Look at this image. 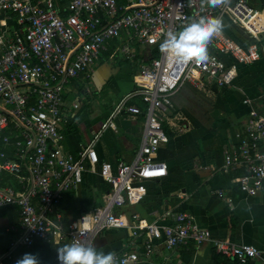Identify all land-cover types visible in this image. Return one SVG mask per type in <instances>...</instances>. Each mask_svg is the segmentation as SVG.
Returning <instances> with one entry per match:
<instances>
[{"label": "built area", "instance_id": "1", "mask_svg": "<svg viewBox=\"0 0 264 264\" xmlns=\"http://www.w3.org/2000/svg\"><path fill=\"white\" fill-rule=\"evenodd\" d=\"M263 13L250 0H229L227 5L203 10L201 0H70L62 16L54 0H0V15H8L18 27L12 36L6 28L0 33V173L14 176L22 187L20 192L0 187V208L21 207V236L5 257L20 245L33 246L36 240L51 243L56 239L59 247L76 240L94 246L101 234L126 229L135 239L146 235L150 240L143 252H115L117 264H153L155 240H162L163 249L169 252L191 242L197 246L209 242L229 260L264 264V251L214 239L190 214L169 210L165 216L172 219L171 224L161 225L118 211L140 204L147 196V183L167 177L168 166L156 155L169 143L164 124L170 121L174 97L184 85L191 83L202 90L208 84L232 86L238 77L236 65L250 66L264 57ZM200 16L219 17L224 25L207 46L208 61L177 64L159 51L135 77L137 90L114 109L112 117L145 115L134 161L115 168L101 162L93 141L78 156L68 154L60 126L65 87L93 69L106 43L120 40L125 33V54L131 53V42L159 47L169 31L179 32ZM228 23L245 32L247 44L228 36ZM6 25L0 21V26ZM224 57L233 62L227 63ZM138 77L149 79L152 86L141 85ZM133 97H140L147 110L129 104ZM244 103L251 106L250 114L235 134L236 143L225 151L221 170L225 174L243 170L236 179L240 189L264 199V112L252 106L250 99ZM104 127L116 128L111 120ZM86 171L99 172L110 185L105 203L67 225L55 221L51 215L56 206L67 192L81 185Z\"/></svg>", "mask_w": 264, "mask_h": 264}, {"label": "crops", "instance_id": "2", "mask_svg": "<svg viewBox=\"0 0 264 264\" xmlns=\"http://www.w3.org/2000/svg\"><path fill=\"white\" fill-rule=\"evenodd\" d=\"M32 1L39 3L42 0ZM69 1L54 0V6L62 16L66 15ZM257 1L261 8L264 7V0ZM260 18L264 19V13ZM0 21L7 24L0 26V33L6 28L12 36L18 30L8 15H0ZM225 31L239 43L249 41L244 31L229 23ZM126 42L125 33L120 40L108 41L93 69L65 87L60 122L65 134L64 150L68 154L78 156L93 141L100 161L109 162L114 168L120 163L134 161L141 146L145 122L144 114L133 117L121 113L112 117L121 99L137 90L135 77L148 63L146 57L151 54L150 47L136 42L129 43L131 53L125 54ZM2 55L0 46V57ZM223 59L227 63L233 62L226 57ZM236 68L238 77L232 86L208 84L202 90L186 83L174 97L170 121L164 124L169 143L156 155L158 161L167 164L168 175L148 182L145 200L119 212L129 217L138 214L149 223L161 225L171 224L172 219L165 216L169 210L187 213L201 229L210 231L214 239L249 244L264 251V199L250 197L240 189L236 179L243 170L227 174L221 170L225 151L236 143L235 134L250 114L251 106L244 103L245 99H250L252 106L264 112V57L253 65H236ZM137 81L151 87L143 77H138ZM77 103L80 108L75 110L73 105ZM129 104L147 110L140 97L131 98ZM110 120L115 129L104 127ZM0 187L22 191L17 179L6 172L0 173ZM110 190L99 172L86 171L81 185L64 195L51 216L67 225L102 206ZM34 203L37 204V200ZM21 232V207L0 208V264H16L25 253L37 255L40 264H55L60 246L56 239L51 243L36 240L31 247L20 245L11 256L5 257ZM149 240L146 235L135 239L131 230H113L101 234L94 246L105 253L143 252ZM161 241H153L158 245L151 258L153 264H240L219 255L209 242L201 246L191 242L169 252L163 249ZM65 244L70 243L65 241L61 245ZM251 262L262 264L259 260Z\"/></svg>", "mask_w": 264, "mask_h": 264}, {"label": "clouds", "instance_id": "3", "mask_svg": "<svg viewBox=\"0 0 264 264\" xmlns=\"http://www.w3.org/2000/svg\"><path fill=\"white\" fill-rule=\"evenodd\" d=\"M229 0H201V9L216 8L227 5ZM223 21L219 17L200 16L191 19L179 32L169 31L159 46L160 53L172 58L177 64L195 62L203 64L208 61V44L223 29ZM58 264H117L113 252L97 250L95 246L76 240L57 249ZM16 264H40L39 257L25 253L17 259Z\"/></svg>", "mask_w": 264, "mask_h": 264}, {"label": "trees", "instance_id": "4", "mask_svg": "<svg viewBox=\"0 0 264 264\" xmlns=\"http://www.w3.org/2000/svg\"><path fill=\"white\" fill-rule=\"evenodd\" d=\"M251 1V0H250ZM253 1V0H252ZM257 1V0H254ZM264 9V7H262ZM158 50V51H157ZM159 55V47L151 48V54H149L146 59L147 62H150L153 58L158 57ZM150 86V84H148Z\"/></svg>", "mask_w": 264, "mask_h": 264}, {"label": "rangeland", "instance_id": "5", "mask_svg": "<svg viewBox=\"0 0 264 264\" xmlns=\"http://www.w3.org/2000/svg\"><path fill=\"white\" fill-rule=\"evenodd\" d=\"M251 2H252V4H253V6H255L256 8H258L259 10H263V8H261V6H259L260 4H259V2L258 1H252L251 0ZM148 48V47H147ZM154 48H156V47H154ZM158 51V50H157Z\"/></svg>", "mask_w": 264, "mask_h": 264}, {"label": "bare ground", "instance_id": "6", "mask_svg": "<svg viewBox=\"0 0 264 264\" xmlns=\"http://www.w3.org/2000/svg\"><path fill=\"white\" fill-rule=\"evenodd\" d=\"M144 80L147 81V82L150 84V86H152V81H150V80L147 79V78H144Z\"/></svg>", "mask_w": 264, "mask_h": 264}, {"label": "water", "instance_id": "7", "mask_svg": "<svg viewBox=\"0 0 264 264\" xmlns=\"http://www.w3.org/2000/svg\"><path fill=\"white\" fill-rule=\"evenodd\" d=\"M252 264L254 263V262H251Z\"/></svg>", "mask_w": 264, "mask_h": 264}]
</instances>
